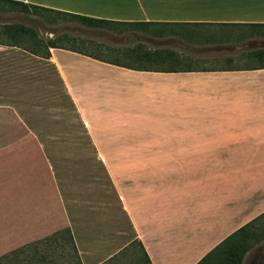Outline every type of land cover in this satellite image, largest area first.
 <instances>
[{
    "label": "crops",
    "instance_id": "crops-1",
    "mask_svg": "<svg viewBox=\"0 0 264 264\" xmlns=\"http://www.w3.org/2000/svg\"><path fill=\"white\" fill-rule=\"evenodd\" d=\"M11 1L148 24L128 29L149 37L155 46L146 52L174 54L148 59L161 66H118L58 43L46 59L0 42V111L39 133L73 110L86 138L70 146L96 154L65 163L110 165L55 173L81 264L128 257L121 253L135 242L151 264H197L264 215V64L186 67L250 56L249 42L264 31V0ZM12 14L26 16L0 12ZM39 23V39L72 38L59 22ZM73 23L82 34L99 31ZM211 36L222 42L208 43Z\"/></svg>",
    "mask_w": 264,
    "mask_h": 264
},
{
    "label": "rangeland",
    "instance_id": "rangeland-1",
    "mask_svg": "<svg viewBox=\"0 0 264 264\" xmlns=\"http://www.w3.org/2000/svg\"><path fill=\"white\" fill-rule=\"evenodd\" d=\"M27 17L0 15V23H21L33 28L37 33H43L40 31L42 25L40 23L35 25L39 16L32 15L29 20ZM59 24H61L59 29L68 30L70 36L83 38L92 43H102L101 46L105 48L103 50L70 40L67 35L60 39L55 37L53 39L55 43L129 66H161L160 63L153 62L155 60L140 56L141 52L145 53L150 47L155 46L151 45V40L149 41V37L143 32H133L116 26L110 31H89L88 34H82L74 30L76 24L72 21L61 19ZM231 38L226 35L222 40ZM206 39L210 44L222 42L220 37L216 36ZM249 43L250 56L234 60L189 62L186 67H200L205 64L250 66L264 63V58H258L254 54L256 52H252L256 48L264 49V36ZM128 47L134 48L129 50ZM147 53L151 55L153 52ZM179 66L184 64L179 63ZM72 115L71 118L64 117L66 121L62 123L51 124L48 131L34 133L29 131L11 110L0 111V257L22 246L41 241L66 227L55 173L63 175L65 172L81 170L86 172L109 170L110 165L65 163V159L71 157H89L96 154V149L90 147L70 146L71 143L79 144L86 138L84 128L74 117L73 110ZM43 127L47 128L46 125ZM141 258V252L135 246L131 255L120 257L115 263L139 264ZM245 264H264V240L252 248Z\"/></svg>",
    "mask_w": 264,
    "mask_h": 264
},
{
    "label": "trees",
    "instance_id": "trees-1",
    "mask_svg": "<svg viewBox=\"0 0 264 264\" xmlns=\"http://www.w3.org/2000/svg\"><path fill=\"white\" fill-rule=\"evenodd\" d=\"M0 12L6 13H20L26 16L38 15L46 20V22H59L61 19L78 22L80 25L98 30H112L114 27H122L128 29L129 27L148 26V24H124L102 19H95L84 17L80 15H73L62 13L29 5L21 2L11 0H0ZM263 27L264 25H258ZM264 36V31H258ZM70 40H76L84 44H90L95 48H103L101 44L92 43L86 40H79L74 37H68ZM0 42H6L10 46H23L32 47L34 52H43L41 57L48 59L50 53L49 48L54 47L57 43L53 40L39 39L36 31L21 23H11L0 25ZM25 47V48H28ZM29 50V48L27 49ZM113 50V49H112ZM258 58H264V49L254 51ZM35 54V53H33ZM166 55H174L173 53L154 51L151 55L145 54L146 58H160ZM116 63H112L121 66ZM264 64V63H262ZM264 68V67H262ZM263 220V222H259ZM259 223L260 226L258 225ZM259 226V227H258ZM262 226V227H261ZM264 240V215L250 222L246 226L238 229L207 255H205L197 264H243L244 258L252 248ZM135 245H138L141 252V262L139 264H151L148 256L143 250L139 242H135L131 248L125 249L121 256L131 255L134 250H131ZM116 260V259H115ZM114 258L109 260L107 264H116ZM0 264H81L73 237L69 228L62 229L61 231L44 238L33 244L22 246L18 250L0 257Z\"/></svg>",
    "mask_w": 264,
    "mask_h": 264
}]
</instances>
